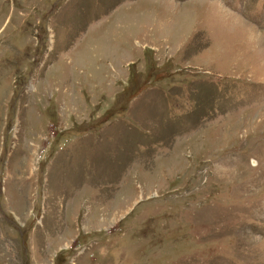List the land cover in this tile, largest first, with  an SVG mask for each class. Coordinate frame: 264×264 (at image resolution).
I'll return each instance as SVG.
<instances>
[{"label": "rangeland", "instance_id": "rangeland-1", "mask_svg": "<svg viewBox=\"0 0 264 264\" xmlns=\"http://www.w3.org/2000/svg\"><path fill=\"white\" fill-rule=\"evenodd\" d=\"M0 264H264V0H0Z\"/></svg>", "mask_w": 264, "mask_h": 264}]
</instances>
